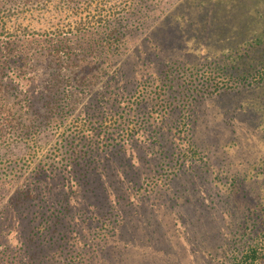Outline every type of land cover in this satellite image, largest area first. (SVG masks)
<instances>
[{
	"label": "rangeland",
	"instance_id": "374dc122",
	"mask_svg": "<svg viewBox=\"0 0 264 264\" xmlns=\"http://www.w3.org/2000/svg\"><path fill=\"white\" fill-rule=\"evenodd\" d=\"M84 3L46 0L2 16L6 28L21 36L73 30L81 17H96L100 8L124 7L121 0ZM87 4L93 5L84 10ZM141 21L116 65L117 101L93 107L95 123L85 122L84 102L63 123L37 103L41 125L15 135L8 127L0 134V251L20 250L16 264H222L230 251L228 264H239L236 256L242 263L246 250L261 244L260 227L247 230L243 214L249 206L245 190L264 194V183L250 173L264 167V86L197 105L194 144L202 153L179 133L169 134L173 120L186 118L180 111L163 124L164 152L156 153V145L134 129L118 136L115 119L125 105L121 94L133 93L144 76L162 80L168 60L214 58L227 64L244 55V47L263 41L264 0H157ZM22 84L29 86L27 80ZM115 92L108 90V97ZM72 137L85 149L75 146L68 163L55 152ZM171 160L176 164L167 168ZM47 162L53 172H41L30 186L31 173ZM220 169L246 180L240 193L233 194L229 178L221 184L206 174ZM22 194L35 196L33 207L19 200ZM257 264H264V252Z\"/></svg>",
	"mask_w": 264,
	"mask_h": 264
},
{
	"label": "trees",
	"instance_id": "16d2710c",
	"mask_svg": "<svg viewBox=\"0 0 264 264\" xmlns=\"http://www.w3.org/2000/svg\"><path fill=\"white\" fill-rule=\"evenodd\" d=\"M45 1L0 0V134L8 127L7 133L15 135L33 131L36 126L41 125L37 103L47 109L49 116L58 115L63 123L71 111L76 107L78 110L84 102L81 113L86 117L85 122L88 125L95 123L96 115L91 113L93 107L99 108L106 100L116 102L119 96L121 87L118 82L121 71L116 65L123 57V47L142 26L141 20L147 17L153 4H157V0H152L151 3L148 0H121L124 7L120 11H114L111 7L106 11L102 7L104 10L100 8L96 17L88 16L86 20L81 17L77 28L73 30L62 28L56 32L26 33L18 36L6 28L2 13H10L20 6H40ZM68 1L74 5L85 4V0ZM92 5L87 4L84 10ZM258 40L247 48L244 47V55L230 63L222 64L214 58L183 64L179 60H168L162 80H154L150 75L138 80V87L133 93L121 94L125 105L117 112L115 119V131L118 136L124 137L123 134L128 128L130 132L134 129L137 136L142 135L144 140L152 141L156 145L155 153L164 152V145L160 140L165 130L163 124L180 111L181 117L187 114L186 118L182 119V122L173 120L169 134L176 137L179 133L184 139L192 141V148L199 150L194 144L197 123L194 114L201 101L255 86H264V39L259 43ZM259 51H263L260 58L257 56ZM39 74H42V79ZM24 80L29 83L27 88L22 84ZM39 80L42 84L36 86L35 83ZM98 88H101V91L97 90ZM84 89L88 91L83 97L80 93ZM108 90L118 92L111 93L108 97ZM7 116L11 118L8 119ZM147 132L151 135L149 138ZM69 136L72 134L67 135ZM72 138L73 142H68L67 148L62 143L56 148L57 156L66 159V155L68 156L77 145L81 146L78 152H83L85 146L80 144L82 141L76 142L75 137ZM178 145L179 148L176 149L181 151V145ZM198 150L193 153H199L201 149ZM200 152L202 153V150ZM203 154L207 156L206 153ZM73 159L66 160L69 163ZM172 161L168 163L167 168L176 164ZM46 171L53 172L52 165L48 162L37 166L35 174L31 173L33 180L30 181V186H34L36 177ZM250 173L252 179L255 176L258 184L264 183L263 166L259 165ZM206 174L213 177V182L221 184L224 177L229 178L233 194L240 193L244 187L243 182L246 181L244 178L240 180L238 173V176L230 174L229 177L228 172L223 169L207 170ZM34 191H30V194ZM245 193L249 206L243 214V218L247 220L243 221L250 232L255 229V224H258V237L262 241L258 247L251 246L246 250L243 260L240 259L242 263L237 256L236 258L239 264H257L264 252V194L260 196L252 189L245 190ZM24 199H28L27 203L31 207L37 200L35 196L24 198L22 194L19 200ZM15 206L16 204H13V207ZM18 251L20 250H15L14 253L7 249L0 251V258L4 257L0 264H16L14 260ZM230 256L231 251L225 254L221 263L228 264Z\"/></svg>",
	"mask_w": 264,
	"mask_h": 264
},
{
	"label": "flooded vegetation",
	"instance_id": "af4514ba",
	"mask_svg": "<svg viewBox=\"0 0 264 264\" xmlns=\"http://www.w3.org/2000/svg\"><path fill=\"white\" fill-rule=\"evenodd\" d=\"M260 165V164H259ZM262 165V164H261Z\"/></svg>",
	"mask_w": 264,
	"mask_h": 264
}]
</instances>
